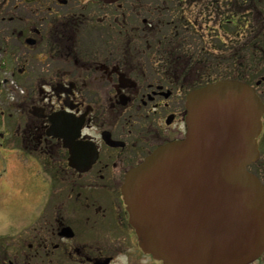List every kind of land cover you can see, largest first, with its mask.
<instances>
[{
  "label": "flooded vegetation",
  "instance_id": "obj_1",
  "mask_svg": "<svg viewBox=\"0 0 264 264\" xmlns=\"http://www.w3.org/2000/svg\"><path fill=\"white\" fill-rule=\"evenodd\" d=\"M130 1L0 0V38L34 52L31 58L40 54L31 65L20 51L25 67L17 73L27 86L12 105L23 115L18 138L41 178L30 184L36 195L20 258L3 254L0 264H161L139 247L121 184L154 148L183 136L192 60L159 55L166 41L143 39L165 30L151 18L160 14L158 0H138L136 9L128 7ZM204 1L193 0L198 9L179 13L180 19L171 14L167 32L174 33L166 36L184 32L178 42L190 46L196 25L213 24L215 35L205 41L200 34L201 43L230 51L233 78L257 94L263 108L260 145L264 0ZM10 55L0 50V62L13 77L8 64L18 63L20 54ZM61 115L70 122L55 120ZM76 119L81 132L70 139ZM261 165L253 171L264 182ZM248 264H264V251Z\"/></svg>",
  "mask_w": 264,
  "mask_h": 264
},
{
  "label": "water",
  "instance_id": "obj_2",
  "mask_svg": "<svg viewBox=\"0 0 264 264\" xmlns=\"http://www.w3.org/2000/svg\"><path fill=\"white\" fill-rule=\"evenodd\" d=\"M185 105L184 137L124 176L129 223L163 264H246L264 250V188L247 170L257 158L261 103L246 83L220 79L189 91ZM74 122L77 133L63 139L80 134L82 121Z\"/></svg>",
  "mask_w": 264,
  "mask_h": 264
},
{
  "label": "rangeland",
  "instance_id": "obj_3",
  "mask_svg": "<svg viewBox=\"0 0 264 264\" xmlns=\"http://www.w3.org/2000/svg\"><path fill=\"white\" fill-rule=\"evenodd\" d=\"M195 1L196 3L200 1L205 2L204 0ZM194 3L193 0H175L173 4L176 5H172L171 7H176L188 13L189 9L194 8L193 10H196L197 7ZM187 6H189V8H187ZM192 17L193 16H191V18ZM212 25V23H205L202 27L196 25L198 33L195 35L193 33V35H191L190 44L193 53L194 50H196L195 53L197 52L199 54H197L198 56L203 52L207 53V51H209L207 58L213 65L210 66L213 72L212 74L216 75L229 63L231 52L228 50L219 52L218 50L221 49L208 47L201 43L200 34L204 36L203 39H205V41L215 35V31L213 32L210 30ZM207 44H209V42H207ZM10 45H13V47L9 48ZM186 47L189 48L190 46L187 45ZM2 49H5L7 54H9L7 59L15 56L14 54L13 56L10 55L11 51L20 54L21 58L19 56L18 58L21 62H9L10 64H8V67L10 66L13 70L14 80L25 88L27 86L25 85V80L17 73L20 67H25V63L23 64V55L20 51L26 55V59L28 60L25 61L29 63L33 62L31 60L32 58L40 56V54L38 53L31 58L30 55L34 52L19 46L18 43L6 42L0 38V50ZM33 63H31V65H33ZM215 63H218L217 65L219 68H217ZM187 93L188 92H186V94ZM19 97L14 102L18 103L21 99V97ZM8 101L9 100H4L2 97L0 98V256L2 257L3 254H7V258L12 259L14 256L11 255L17 252L18 256L16 259H19V254L24 247L23 240L27 234L28 226L30 225L28 210L33 204L36 195V192L31 188L30 184H38L41 182V178H39L34 171L32 172L26 149L18 138V136L20 137V130L22 127H20V130L17 128V124L21 123L18 119H21L23 115L20 116V112L14 109L15 107L12 105L14 102ZM17 131H19V133H16ZM261 141L259 145L260 155H264V139ZM259 162L262 163L260 171L264 175V161L260 159ZM255 167L256 165L252 167V170L255 169L257 171ZM35 217L34 215L33 219Z\"/></svg>",
  "mask_w": 264,
  "mask_h": 264
},
{
  "label": "trees",
  "instance_id": "obj_4",
  "mask_svg": "<svg viewBox=\"0 0 264 264\" xmlns=\"http://www.w3.org/2000/svg\"><path fill=\"white\" fill-rule=\"evenodd\" d=\"M173 1L175 0H158V5L156 7L159 8V13L157 15L151 16V18L158 19L160 24H164V31H159L156 33H147V35H144L143 39H152L151 41H157L160 42V45H162L161 40H165L166 43L159 48V55H165L168 57H171L169 55H176L177 57H187L190 58L192 61L190 65L188 66V69H190V87H195L200 84L206 83L208 81L216 80L219 78H233L232 76V70H231V56L229 58V63L223 68L222 73H219L214 75L212 74L213 72L211 71V67L213 66L211 62L208 60L207 55L208 52H203L198 56L199 54L194 50V53L192 51L191 45L190 47H186L187 45H181L180 42H178L179 39L183 38L184 32L177 31L172 37L166 36V34H171L174 33V31H170L171 29L169 28L168 32V21H170V15L171 14H176L178 19H180L179 13L180 11L176 7H171L173 4ZM131 5H128V7L131 8H138L139 7V1L138 0H131L130 1ZM173 13H169V12ZM193 35V33H190V36ZM176 40V44L171 42V40ZM205 51V50H204ZM202 52V51H201ZM198 54V55H197ZM197 57V60H196ZM218 63H215L217 65ZM217 68L218 65H217ZM199 73V74H198ZM198 74V76H197ZM189 80V79H188ZM189 82V81H188Z\"/></svg>",
  "mask_w": 264,
  "mask_h": 264
}]
</instances>
